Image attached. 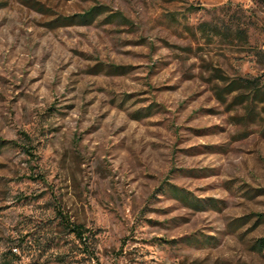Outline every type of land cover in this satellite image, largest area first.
<instances>
[{"label":"rangeland","instance_id":"rangeland-1","mask_svg":"<svg viewBox=\"0 0 264 264\" xmlns=\"http://www.w3.org/2000/svg\"><path fill=\"white\" fill-rule=\"evenodd\" d=\"M0 140V264H264V0H0Z\"/></svg>","mask_w":264,"mask_h":264},{"label":"trees","instance_id":"trees-1","mask_svg":"<svg viewBox=\"0 0 264 264\" xmlns=\"http://www.w3.org/2000/svg\"><path fill=\"white\" fill-rule=\"evenodd\" d=\"M105 11H106V7L104 5H95V6H92L91 8H89L88 10H86L83 13L72 14V15H68V16H65V17L61 18L62 20H61L60 25H72V24L88 25L91 22H93V20L98 15L104 13ZM253 84H256V82L248 81L247 83L244 84V86L249 87V86H251ZM242 85L238 84L237 82H233L231 85L228 86V89H229V91H235L236 89H238ZM1 144L2 143H1V140H0V146H1ZM83 230H84V228L81 226V224H73L70 231L71 232L72 231H76L78 239L82 240V239H85V237L83 238L82 232H81Z\"/></svg>","mask_w":264,"mask_h":264}]
</instances>
